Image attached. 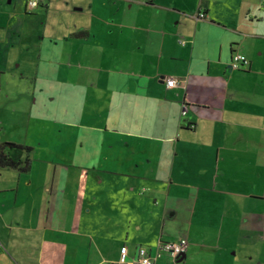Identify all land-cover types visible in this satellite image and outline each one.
Returning a JSON list of instances; mask_svg holds the SVG:
<instances>
[{
  "label": "crops",
  "instance_id": "1",
  "mask_svg": "<svg viewBox=\"0 0 264 264\" xmlns=\"http://www.w3.org/2000/svg\"><path fill=\"white\" fill-rule=\"evenodd\" d=\"M27 2L0 0V74L34 80L38 123L30 170L0 166V264H139L181 239L155 264H264V0Z\"/></svg>",
  "mask_w": 264,
  "mask_h": 264
},
{
  "label": "rangeland",
  "instance_id": "2",
  "mask_svg": "<svg viewBox=\"0 0 264 264\" xmlns=\"http://www.w3.org/2000/svg\"><path fill=\"white\" fill-rule=\"evenodd\" d=\"M16 9V19L21 18L22 15L18 14ZM27 24V23H26ZM28 25V24H27ZM27 27V26H26ZM36 31H34L35 33ZM33 33V35H34ZM15 52L12 53L11 58L15 57ZM10 54V53H9ZM1 66V65H0ZM3 67V66H1ZM16 69V68H15ZM14 72L7 71L6 73L0 74L2 78L3 93L0 94V140L6 142L21 143L30 139V135L26 132L27 125L31 128L30 132L38 130V123L27 124L29 113L32 107L31 96L29 95L26 86L23 84H31L34 80L29 79L28 81L22 77L16 79ZM45 78L40 77L42 83L45 82ZM21 83V84H18ZM23 85V86H22ZM14 151V150H13ZM18 150L12 152V154H18ZM15 157H18L15 155ZM99 175L101 178H124L121 176L114 177L111 173L103 171L100 173L92 170H79L77 172H71L70 179L75 180H92L98 181ZM93 189V188H92ZM102 221V220H101ZM103 222V221H102Z\"/></svg>",
  "mask_w": 264,
  "mask_h": 264
},
{
  "label": "built area",
  "instance_id": "3",
  "mask_svg": "<svg viewBox=\"0 0 264 264\" xmlns=\"http://www.w3.org/2000/svg\"><path fill=\"white\" fill-rule=\"evenodd\" d=\"M150 1V0H148ZM41 0H28L27 7L32 10L37 8L40 5ZM200 18L205 17V13H199ZM185 44V41H182ZM250 65L249 59L241 54L234 53L231 59L230 68L231 69H242ZM166 85L168 88H173L179 85L176 78H167ZM183 114H186V108L183 110ZM188 242L186 239H181L177 241H161L155 247L140 246L136 253V260L139 264H155V262L163 257L168 255L174 261L180 259L186 250ZM122 258L124 259L128 253V247L123 246L121 248Z\"/></svg>",
  "mask_w": 264,
  "mask_h": 264
},
{
  "label": "trees",
  "instance_id": "4",
  "mask_svg": "<svg viewBox=\"0 0 264 264\" xmlns=\"http://www.w3.org/2000/svg\"><path fill=\"white\" fill-rule=\"evenodd\" d=\"M13 150L23 152L25 158H14V156H12V152H14ZM32 151L33 148L28 145L5 141L0 145V166L14 168L23 172L29 171L32 164Z\"/></svg>",
  "mask_w": 264,
  "mask_h": 264
}]
</instances>
